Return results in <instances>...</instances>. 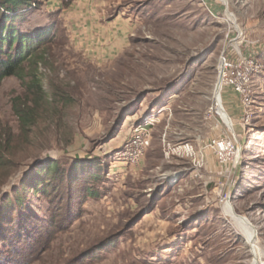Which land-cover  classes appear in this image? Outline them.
Wrapping results in <instances>:
<instances>
[{
	"label": "rangeland",
	"instance_id": "obj_1",
	"mask_svg": "<svg viewBox=\"0 0 264 264\" xmlns=\"http://www.w3.org/2000/svg\"><path fill=\"white\" fill-rule=\"evenodd\" d=\"M66 1H37L19 27L48 28L53 39L25 63L24 83L0 82L2 222L3 200L34 164L55 161L71 180L49 197L29 194L20 213L13 207L8 228L27 219L25 232L44 223L48 233L22 245L7 236L0 261L253 264L229 203L254 227L264 264V0H118L109 13L128 25L111 51L113 36L91 37L80 3ZM223 54L237 68L260 65L248 106L230 88L220 96L231 127L214 102ZM34 76L37 104L27 90ZM21 103L37 110L34 127L14 114ZM138 131L148 140L140 157ZM221 140L235 148L226 161Z\"/></svg>",
	"mask_w": 264,
	"mask_h": 264
},
{
	"label": "trees",
	"instance_id": "obj_2",
	"mask_svg": "<svg viewBox=\"0 0 264 264\" xmlns=\"http://www.w3.org/2000/svg\"><path fill=\"white\" fill-rule=\"evenodd\" d=\"M37 1L38 0H0V82L7 77L15 76L24 83L25 77L29 75L25 72V63L32 56L35 57L38 51L44 49L53 39V34L50 33V29L48 28L44 31L36 30L33 32H24L21 31L19 27L23 19L31 12L33 8L32 4H35L34 7H36V4H38ZM70 1L71 0H67L65 3L69 4ZM37 62L38 60H34L33 64L37 65ZM27 90L35 94L34 102L37 104L41 98V86L36 76L32 77L30 82H28ZM13 110L23 128L35 126V118L38 115L36 109L27 111L24 109V103H21L17 107L15 106ZM0 165L2 164L0 163ZM80 167H82L83 170L81 164L74 163L71 166L73 169L72 171H77ZM69 175L70 172L68 169L60 168L59 164L55 161L46 160L34 164L31 178L22 180L19 183V189H13V195L3 200V206L10 209L7 213L8 216L3 222L2 216L0 218V243L1 241L7 243L8 240L5 239L8 236L7 239H9V237H15L13 239L15 243L22 240V245L23 240L25 239V241H28L32 235L34 237L35 235L39 236L45 232L48 233V228L43 226L44 223H40V225L32 228L29 232H25L24 227L26 228L27 224L25 223L27 219L25 220L24 218V220L20 221L18 229L8 228L7 226H14L13 219L11 218V221L8 220L9 215H11L13 212L11 210L14 209L13 207L15 206L19 209L18 213L22 211L24 204L28 200L29 194H41L45 197L51 196V191L58 189L56 187L57 184L61 186L71 180ZM83 190L85 195H93V190L86 188ZM57 197H59V194L56 198ZM16 214L14 218L17 219L18 214ZM50 226L51 224H49V228ZM22 232L25 233L24 238L21 237ZM17 249L22 248L18 246ZM10 262L11 261L8 260H2L0 264H10Z\"/></svg>",
	"mask_w": 264,
	"mask_h": 264
},
{
	"label": "built area",
	"instance_id": "obj_3",
	"mask_svg": "<svg viewBox=\"0 0 264 264\" xmlns=\"http://www.w3.org/2000/svg\"><path fill=\"white\" fill-rule=\"evenodd\" d=\"M34 6L35 4H32V7ZM258 63L259 62L257 59L250 58L244 63L243 67L237 68L233 65V62L230 61V58H225V55L223 54L219 67L218 79L214 90L216 86L219 85V92L220 96L222 97V92L226 88H230L235 94L239 96L242 105L248 106L251 102L250 85L252 81V75L255 72H258L260 69V65ZM216 113L219 114L217 110ZM131 145L138 147V153L136 154V157H140L142 156L146 146H148V140L143 138V132L138 131L134 135ZM217 146L221 151L220 155L223 161L231 159L233 155L235 156V148L230 140H221L220 142H217Z\"/></svg>",
	"mask_w": 264,
	"mask_h": 264
},
{
	"label": "crops",
	"instance_id": "obj_4",
	"mask_svg": "<svg viewBox=\"0 0 264 264\" xmlns=\"http://www.w3.org/2000/svg\"><path fill=\"white\" fill-rule=\"evenodd\" d=\"M76 4L81 5L80 13L85 21V25L88 27L87 32L90 33L91 37L94 34H105L106 36L112 35L116 43H113L108 48L111 49L118 48L119 41L126 37L127 22L123 19L119 20L110 12L119 1L118 0H75ZM91 2L94 5H86ZM89 6V7H88ZM78 7L77 5L75 8ZM115 19H111V18ZM96 36V35H95Z\"/></svg>",
	"mask_w": 264,
	"mask_h": 264
},
{
	"label": "bare ground",
	"instance_id": "obj_5",
	"mask_svg": "<svg viewBox=\"0 0 264 264\" xmlns=\"http://www.w3.org/2000/svg\"><path fill=\"white\" fill-rule=\"evenodd\" d=\"M218 90H219V85L216 86L215 92H214V102H215L217 111L218 113H220V115L223 117L224 121L229 125V127H231V123L227 117V113L221 104L220 92L218 95ZM225 210H226L227 215L230 217V219L235 224V226L245 237V241L254 256L253 264H262L263 251L261 250L260 245L257 242L256 232H255L254 227L250 224L247 218H240L236 216L232 212V207L229 203H225Z\"/></svg>",
	"mask_w": 264,
	"mask_h": 264
},
{
	"label": "water",
	"instance_id": "obj_6",
	"mask_svg": "<svg viewBox=\"0 0 264 264\" xmlns=\"http://www.w3.org/2000/svg\"><path fill=\"white\" fill-rule=\"evenodd\" d=\"M218 95H219V90H218Z\"/></svg>",
	"mask_w": 264,
	"mask_h": 264
}]
</instances>
